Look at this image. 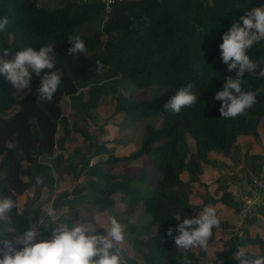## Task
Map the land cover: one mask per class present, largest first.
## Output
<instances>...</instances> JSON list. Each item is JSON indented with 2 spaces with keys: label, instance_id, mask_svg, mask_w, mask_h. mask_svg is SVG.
<instances>
[{
  "label": "trees",
  "instance_id": "1",
  "mask_svg": "<svg viewBox=\"0 0 264 264\" xmlns=\"http://www.w3.org/2000/svg\"><path fill=\"white\" fill-rule=\"evenodd\" d=\"M37 3L38 0H0V19L7 17L10 21L8 28L0 32V54L7 50V56L12 58L26 47L39 51L41 46L54 41L56 68L64 73L51 103L38 100L39 77L33 76L31 91L20 94L6 76L0 74V173H4L0 197L11 196L17 202L18 208L13 212L15 226L24 228L33 222L26 212L20 211L18 203V198L30 191L36 178L29 171L24 173L25 165L44 175L50 196L54 176L60 178L64 171L60 163L53 167L54 170L50 165L42 164L54 158L56 149H64L62 142L66 141L68 132L64 130L58 138L59 127L65 118L64 98L71 103L78 101L80 108L85 109L80 105L82 90L101 81L126 80L138 89L154 85L180 88L191 81L196 84L200 101L191 108H182L179 114L165 112L163 104L147 100H132L122 106L118 114L127 120L159 117L162 124L158 128L147 126L141 146L130 156L96 161L100 162L97 163L100 168H107L121 160H150L157 172L151 195H131L122 191L124 211L119 213L109 200L111 195L119 193L117 188L100 190L99 194H105L101 199L109 202V207H113L119 217H130L137 222L143 215L149 216L142 225L137 224L135 233H145V226L154 230L149 240L151 245L138 242L132 246L135 256L144 260L142 264H178L177 258H183L185 253L175 246L174 237L178 233L174 231L170 237L167 231L182 223L185 218L181 215L192 213V206L177 191L183 185L181 174L187 170V158L180 151V145L183 148V144L193 145L196 161L209 166L211 152L231 156L237 138L249 132V119L264 118V92L246 115L234 119L221 117L222 102L214 99L215 93L223 89L225 77L234 75L220 59L219 45L223 42V34L234 21L243 26L240 17L253 7L264 5V0H126L113 7L109 20L100 29L86 36L76 31L103 13L99 0L73 1L52 10ZM71 35H80L85 41L86 54L69 55L68 37ZM248 55L253 60L264 58V41L254 45ZM97 61L110 68L98 72ZM244 79L245 90L264 88V78L256 79L245 73ZM84 116L89 118L87 110ZM92 136L84 134L89 140H94ZM110 140L103 139V143L108 144ZM112 144L118 143L112 141ZM81 164L82 168L87 167L88 159H83ZM73 168L71 164L69 169L76 179ZM104 178L116 183L123 176ZM191 179L195 181L193 177ZM61 221L71 223L73 220L64 217ZM134 226L125 227L129 230L135 229ZM51 231L50 228L44 234L50 236ZM233 248L230 241L212 264H219L220 260L224 264H239ZM186 255L194 264L193 257ZM249 255L264 256V250ZM124 260L125 264H137L131 258Z\"/></svg>",
  "mask_w": 264,
  "mask_h": 264
},
{
  "label": "rangeland",
  "instance_id": "2",
  "mask_svg": "<svg viewBox=\"0 0 264 264\" xmlns=\"http://www.w3.org/2000/svg\"><path fill=\"white\" fill-rule=\"evenodd\" d=\"M73 1L82 3L91 0H38L37 4L40 7L52 10ZM102 20L103 13H99L91 22L84 24L76 32L84 36L90 35L100 29ZM102 40L104 41L105 37ZM0 56L5 60L12 59L10 56H3L2 54ZM177 89V87L169 85H154L138 89L130 81L114 79L91 84L88 88L82 90L80 98L83 102L81 101L80 105L85 109L80 108L78 101L71 103L64 98L62 106L64 107L65 118L58 130V138L65 131L68 132L65 137L66 141L62 142L64 149H56L52 160L42 162V164H48L52 168L60 163L64 171L59 175L60 178L54 176L52 197L49 195V184L47 182L44 181L40 185L34 182L30 191L18 198L20 211L26 212L27 216L32 219V223L45 215L46 208L51 205L57 210L60 221L67 217L73 220L71 223H86L88 221L95 224V218L102 227H106L108 218L115 217L125 226L133 224L135 229H126L129 235L123 246L122 255L124 258L135 260L137 264H142L144 260L135 256V250L132 246L138 245V242L139 244L151 245L149 240H151L154 230L145 226L143 228L146 230L145 233L138 235L135 233L137 224L142 225L141 222H146L149 216L143 215V218L140 217L137 222L122 215H120L122 218L120 219L119 215L116 212L114 213V209H117L119 213L124 211L123 197L120 193L151 195L157 172L152 168L149 159L121 160L110 164L107 168H100L97 164L100 162L96 161L122 159L130 156L141 146L146 127L151 125L158 128L162 124V119L159 117L127 120L118 114L122 106L132 100H147L164 105L170 97L175 95ZM28 91H31V89L19 91V93L25 94ZM96 102H99L98 106L92 110ZM86 110L89 118L84 116ZM263 121L262 119H255L252 122L254 127L251 126L249 138L235 142L238 145L237 147H240L241 152H233L231 154L232 158L226 157L234 163L231 166V162L227 160V167L230 165L227 168L228 170L221 168L223 164L220 163L221 156L219 153L212 156L216 163L215 166H212L213 169L208 168L203 171L197 166L198 170L203 171V178L199 181L207 182V186L204 188L203 184H200L203 189V191L199 190V195L202 194L200 199L206 203L204 207L216 208L220 219V227L219 229H213V236L209 240L207 252L194 248L186 253L193 257L194 264H212L217 256L227 248L230 241L234 247V257L237 251L242 248L249 254H258L264 250V192L259 193L253 190L250 185L252 175L264 172ZM84 134L93 135L94 140L86 139ZM112 137H116L118 140L112 139ZM103 139L111 140L107 144L103 143ZM189 140L191 141V139ZM112 141L118 144L114 146ZM183 145L184 148L180 145L182 148L180 151L184 152L187 158V169L196 168L198 162L194 156L193 145L189 143ZM89 151H93V154L89 155ZM59 156L62 158H58ZM69 159L71 160L69 161ZM83 159H88V166L85 168L81 167ZM216 161H219V163ZM71 164L74 167L73 170L76 171V179L73 178L74 174L69 169ZM25 167L26 171L24 170V173L29 171L35 177L42 176L45 178L42 173L33 171L30 165H25ZM218 168L222 172H218ZM118 175L123 176V178L116 183L108 182L104 178ZM3 177L4 173H0V191L3 186ZM24 177L26 178V175H22L23 179ZM181 178L186 181L188 176L182 175ZM114 188H117L119 193H114L109 197L111 204L114 206L113 209V207H109V202H103L101 198L105 194L102 196L99 191ZM177 191L185 199L187 195H184L183 191L190 195L187 183L183 188L178 187ZM189 200L193 202L191 198ZM193 206L200 207L196 204ZM231 213L234 219H231ZM191 216L197 217V214L181 215L185 219L191 218ZM176 217L180 218V215H176ZM7 226H9L7 221H0L2 229ZM96 227L97 234H103L99 233L103 229L98 225ZM50 236L44 234V238H50ZM235 241L238 243L236 244ZM180 251L184 253L183 250ZM144 252L146 250H143Z\"/></svg>",
  "mask_w": 264,
  "mask_h": 264
},
{
  "label": "clouds",
  "instance_id": "3",
  "mask_svg": "<svg viewBox=\"0 0 264 264\" xmlns=\"http://www.w3.org/2000/svg\"><path fill=\"white\" fill-rule=\"evenodd\" d=\"M240 21L243 26L234 21L219 45L220 59L227 65V71L234 73L225 77L223 89L214 95L215 101L222 102L219 111L226 119L246 115L264 92V88H244L245 73L256 79L264 78V58L253 60L248 55L254 45L264 41V5L251 8L240 17ZM9 23L7 17L0 19V32L5 31ZM68 42L71 44L69 55L78 57L87 53L86 43L80 35L69 36ZM55 48L53 41L41 46L39 51L26 47L16 52L11 60L0 56V74H4L13 88L21 92L31 89L33 76L39 77L38 100L51 103L64 77L61 69L56 68ZM7 55L9 51L5 50L3 56ZM96 63L98 72L110 68L100 61ZM199 101L196 84L189 81L176 90L164 104V110L179 114L182 108H191ZM35 182L43 184L44 178L36 176ZM17 208V202L11 196L0 199V221H7L10 225L0 229V264H125L122 251L129 234L125 225L115 217L108 218L106 227L95 218V224L62 222L57 210L49 205L38 221L18 228L13 221V212ZM97 225L104 230L103 234H97ZM219 227L216 208L205 207L197 217L183 219L175 229L169 228L168 236H173L174 231L178 233L174 237L175 246L185 253L183 258H177L178 264H191L186 253L194 248L207 252L213 229ZM50 228V238H44ZM6 233L13 234L12 239H7ZM236 259L239 264H264V256L249 255L243 248L237 251ZM219 264L224 262L220 260Z\"/></svg>",
  "mask_w": 264,
  "mask_h": 264
},
{
  "label": "crops",
  "instance_id": "4",
  "mask_svg": "<svg viewBox=\"0 0 264 264\" xmlns=\"http://www.w3.org/2000/svg\"><path fill=\"white\" fill-rule=\"evenodd\" d=\"M255 119L256 120H264V118H261V119H259V118H250L249 119V132L247 133V134H245V135H242V136H239L238 138H237V142L239 141V140H241V141H244L246 138H249V133H250V131H251V126L252 127H254L253 126V124H252V122H254L255 121ZM264 122V121H263ZM263 132H264V128H263ZM263 137H264V135H263ZM238 145L237 144H235V149H233V151H232V153L234 152V153H239V152H241V150H240V147H237ZM264 146V142H263V144H262V147ZM189 152L191 153V154H193V152H195V150L193 151V152H191L190 150H189ZM217 152H211L210 154H209V158H210V161H211V164L209 165V166H206V165H204V164H202V163H200V162H198V163H196V168H194V169H187L186 170V172H184V173H182L181 174V177H182V175H186V176H188V178H187V180L186 181H183L182 180V178H181V180L183 181V185L182 186H179V187H181V188H183V187H185V183H187V185H188V188L190 189V192H189V194L190 195H188L185 191H183V193H184V195H187V197H186V200L189 202V204L192 206V213L193 214H197V216H198V214L199 213H202L203 212V210L202 209H204L205 207V202L202 200V199H200L201 197H202V194L201 195H199V190H201V191H203V189L200 187V184H203V188L205 187V186H207V182L205 181V182H202V181H199V180H202V172L204 171V170H207L208 168H210V169H213V165L215 166L216 165V163H215V161L213 160V155L214 154H216ZM195 154V153H194ZM221 156V158H220V163L221 164H223L222 166L223 167H221V168H225L226 170H228L227 168H229V166L231 165V166H233L234 165V163H233V161H230V159H227L226 157H223L222 155H220ZM226 158V159H225ZM229 158H232V155L231 156H229ZM227 160H229L231 163H230V165L227 167ZM216 162H218L219 163V161H216ZM197 166H199L200 167V169H203V171L202 170H198L197 169ZM230 168H232V167H230ZM216 169H217V167H216ZM233 170V169H232ZM221 170H219V168H218V172H220ZM222 172V171H221ZM196 175V177L194 178V176ZM193 177V179H195V181H192V178ZM190 178V179H189ZM211 181V180H210ZM210 181H209V184H210ZM180 189V188H179ZM192 193H194V194H192ZM201 193V192H200ZM259 193H261V192H259ZM192 199V201L193 202H191V200H189L190 198ZM0 199H1V197H0ZM194 204H196V205H200V207H194L193 205ZM191 213V214H192ZM227 214V213H226ZM230 217H231V219H234L233 218V214L231 213L230 214ZM0 229H2L1 227H0ZM5 236H6V238L7 239H12V237H13V234H11V233H6L5 234ZM236 242V244L238 243L237 241H235ZM17 247H20V246H17Z\"/></svg>",
  "mask_w": 264,
  "mask_h": 264
},
{
  "label": "built area",
  "instance_id": "5",
  "mask_svg": "<svg viewBox=\"0 0 264 264\" xmlns=\"http://www.w3.org/2000/svg\"><path fill=\"white\" fill-rule=\"evenodd\" d=\"M122 1L126 0H99V3L103 7V20L101 26L109 20L110 15L112 14L113 7L117 3ZM250 185L253 190L258 192H264V172L252 175L250 177Z\"/></svg>",
  "mask_w": 264,
  "mask_h": 264
}]
</instances>
